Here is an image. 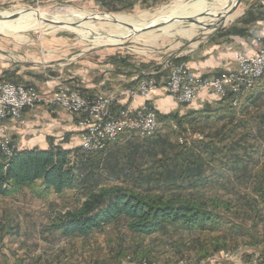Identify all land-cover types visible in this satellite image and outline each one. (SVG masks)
Wrapping results in <instances>:
<instances>
[{"label":"rangeland","instance_id":"rangeland-1","mask_svg":"<svg viewBox=\"0 0 264 264\" xmlns=\"http://www.w3.org/2000/svg\"><path fill=\"white\" fill-rule=\"evenodd\" d=\"M174 1L176 0H160L159 5L155 7L147 8L138 5L132 13L113 14L105 12L94 0H0V13L25 8L45 12L49 20L58 15L73 11L79 12V10L93 14L106 13L134 17L147 13L152 17L156 16L161 9L172 6ZM184 1L187 3L191 0ZM254 1L256 0H245L231 15L235 18L227 24L224 23L223 28L234 24ZM95 25L98 28L94 33L95 37L109 34L108 27L99 28V23H95ZM195 25L196 35L189 39L182 38L177 34L173 37L164 36L160 29H156L135 36L130 35L118 45L109 44L98 47L69 30L45 24L35 31L11 36L1 34L0 49L6 50L16 60H18V56L28 53V50H33L34 53L36 50L39 55L47 54L46 50L51 51L55 54L53 59L63 63L64 68H70L71 72L65 73V75L61 72L58 75L51 72L49 75H54L55 78L58 76L61 84L70 86L80 94H82V90L72 84L73 79L70 77L78 75L79 72H85L87 69H94L93 71L97 72L96 69L101 66H97L99 61L102 60L101 63H103L108 59V56H116L118 59L125 60L126 63L127 61L134 63L137 69L132 77V82L136 83L134 89L140 85L143 79L149 78L156 83L158 87L156 91L165 92L163 85L169 79L171 68L182 62L188 64L183 56L194 48L204 45L210 36L217 33L215 30L207 31L205 28ZM189 29H191V23L188 22H180L177 27V30L188 31ZM41 51L44 52L41 53ZM41 63L45 64L43 60ZM158 75H165V83H159L156 78ZM215 77L218 76L209 78ZM260 83L258 81L254 84L255 86L253 85L252 94L256 88L260 87ZM106 90L102 88L96 94L82 95L94 99L104 93L116 96L121 90L126 89H112L111 92ZM156 91L150 93L148 97ZM250 92L245 94V98ZM201 95L203 94L190 103H179L173 96H169L179 106L186 107L197 101ZM230 97L228 94L224 97L215 95L212 98L217 105L206 106L204 111L206 109L218 110L220 105L225 103L223 101ZM245 98H241L240 102L237 100V104H239L234 107L237 110L238 120L233 125L235 124L234 126L237 127L233 131L226 132L225 137H221L222 142L216 148L213 147V145H217L216 135L224 126L234 127L230 124L232 120H224L221 117L214 121L201 119L198 124L197 122L188 123L189 127H185V133L179 131L176 133V128L173 127V129L163 128L157 135H154L158 128L154 134L144 139H149V141L143 144L144 147L141 148L143 156L138 159L140 170L143 172L140 177H145L146 181L144 183L143 178H140L135 182L138 183V186L148 187L156 193L167 196L182 195L201 200L217 198L231 201L240 211L238 218H233L230 221L239 223L244 231L255 226L253 233L255 240L264 241V206L259 205L260 208L258 206L262 215L259 218H255L249 212L247 214L244 210L245 201L249 197L246 195L251 192L253 175L260 166H264V97L250 108L242 106ZM124 99H128V105L123 106L122 101L121 105L112 107L113 112L119 114L122 110L124 111L130 106L133 107L132 103L135 101L127 97ZM231 102L232 98L228 103L232 105ZM153 110L155 111V109ZM155 113L157 112L155 111ZM173 114H178L181 117L187 116V114L183 116L178 112ZM215 115L219 116V113ZM76 121L79 125V119ZM5 126L7 127V122ZM159 127H161L160 123ZM186 136L187 139H185ZM7 137L10 139V147H15L7 131H0V141ZM120 137L121 141L108 143L106 148L96 152L102 155L100 158L115 154L118 147H124L121 149V153L127 155L130 153L126 150L129 141H134L138 145L141 143L139 140H142L136 137L130 138L126 133ZM80 149L82 150L81 144ZM16 152L18 151L15 148ZM15 153L9 156L13 157ZM0 156L5 159L11 158ZM184 160L193 164H190L189 167L192 169L191 171L187 172V164L183 163ZM75 206L73 194H68L65 198L58 197L54 193L42 196L40 192L36 193L27 188L19 190L7 198H0V264H114L115 255L118 253L117 249L121 251L127 249L122 256L121 264H142L143 260L150 264H179L180 261H194L196 264H264V244L258 246L255 251L243 252V246L249 239L240 237V235L228 238L229 242L235 238L234 242H230L232 249L213 253L205 258L197 255L199 240L208 239L205 234H190L173 228L169 229L166 234L157 233L151 237L139 238L131 235L121 223L111 225L85 240L63 239L60 237L61 232L50 230V226L58 217L72 211ZM248 217H251V220ZM222 229L223 234L230 231L227 226H223ZM208 235L222 236L220 234ZM138 243H142L144 247L152 250L150 258L143 257L144 248L138 249V253L134 254ZM183 243L186 244L187 251L181 258L178 255V250H180L179 245ZM235 250L241 251L243 255L235 256Z\"/></svg>","mask_w":264,"mask_h":264},{"label":"trees","instance_id":"trees-1","mask_svg":"<svg viewBox=\"0 0 264 264\" xmlns=\"http://www.w3.org/2000/svg\"><path fill=\"white\" fill-rule=\"evenodd\" d=\"M94 1L107 13L129 14L134 12L138 5L147 8L158 6L160 0ZM230 31L237 35L244 34L243 31L235 28H231ZM121 63L126 66L125 61ZM134 70L137 69L134 67ZM262 80L264 76L256 79L246 93L253 89L254 84ZM82 94L85 95L84 92ZM230 98L225 99L223 101L225 103H222L218 110L206 109L184 117L178 114L161 116L156 113L162 128L159 127L154 135L163 128L173 129V127L176 128V133L177 131L185 133V127H189L188 123L198 124L201 119L214 121L221 117L224 120H232L230 124L233 125L238 119L236 108L228 103ZM240 99L238 98L239 102ZM217 113L219 116L215 115ZM236 127H222L215 137L217 145L212 143L213 147H218L222 142L221 137H225L226 132L233 131ZM139 141L141 143L138 145L134 141H129L126 150L130 153L127 155L121 153L124 147H118L115 150L118 153H112L103 159L98 153H87L81 149L62 151L53 148L48 151L33 150L16 153L14 150L15 155L8 156L11 157L9 159L0 156V198H7L26 188L36 193L40 192L42 196L54 193L58 197L65 198L68 194H73L75 208L58 217L50 226V230L60 231V237L63 239L85 240L111 225L122 223L131 235L139 238L151 237L157 233L166 234L172 228L190 234H205L208 239L199 240L197 252V255L203 258L232 249L230 242H234L235 238L229 242V237L240 235L249 239L243 246V252L255 251L258 246L264 244V241L255 240L253 234L255 226L244 231L239 223L230 221L238 218L240 211L231 201L217 198L201 200L182 195L167 196L156 193L148 187L138 186L135 181L143 178L140 177L143 172L140 170L138 159L143 156L141 148L149 139ZM183 163L187 164V172L192 170L189 168L192 164L190 161L184 160ZM143 181L145 183V177ZM251 184V192L246 195L249 197L245 201L244 210L247 214L249 212L250 215L259 218L262 216L259 205L264 206V166L257 169ZM248 219L251 220V217ZM223 226L230 228V231L223 234ZM140 248H144L143 257L150 258L152 250L144 247L142 243L136 244L134 254H137ZM179 249L178 255L183 258L187 251L186 244L179 245ZM125 250L117 249L114 264H121ZM235 252V256L243 255L241 251L235 250Z\"/></svg>","mask_w":264,"mask_h":264},{"label":"crops","instance_id":"crops-1","mask_svg":"<svg viewBox=\"0 0 264 264\" xmlns=\"http://www.w3.org/2000/svg\"><path fill=\"white\" fill-rule=\"evenodd\" d=\"M242 20L244 21L241 22ZM231 28L241 30L244 34H233L230 31ZM263 42L264 0H256L249 5V9L234 24L227 28L224 27L210 36L204 45L189 51L187 55L183 56V59L200 77L219 76L235 71L237 56L257 53ZM28 51V53L18 56V60H16L6 50L0 49V82L34 87L42 97L48 98L58 90L61 84L58 76L55 78L54 75L50 76L49 74L55 72L58 75L61 72L65 75V73L71 72L70 68H64L63 63L53 59L55 54L49 50H46L47 54L40 55L36 50L35 53L33 50ZM43 52L41 51V53ZM113 57L116 56H108V59L103 63H101L102 60L99 61L97 66H101L96 69L97 72L93 71L94 69H87L85 72L73 75L70 77L73 79L72 84L77 85L85 95L96 94L102 88L110 92L112 89L117 90L118 88L134 89L136 83L132 82V77L137 71L134 70V63L127 61L124 66L121 62L125 60L117 57L112 60ZM42 60L46 65L41 63ZM156 78L159 83H165V75H158ZM260 82V87L256 88L253 94V90L250 92L248 97L243 100L242 106L250 108L264 97V80ZM212 97L215 96L208 97L203 94L190 106L181 107L171 96L160 90L145 99H137L132 103V106L134 109L148 106L155 109L161 116L177 112L184 116L193 112H201L206 106L217 105ZM128 103V99H124L122 105L126 106ZM220 108L221 105L218 109ZM22 118L25 121L24 124L12 120L7 122L6 131L15 144L14 150L16 148L18 152H24L48 151L53 148L62 151L80 149L83 128L78 125L76 119L58 107L42 104L25 110Z\"/></svg>","mask_w":264,"mask_h":264},{"label":"built area","instance_id":"built-area-1","mask_svg":"<svg viewBox=\"0 0 264 264\" xmlns=\"http://www.w3.org/2000/svg\"><path fill=\"white\" fill-rule=\"evenodd\" d=\"M236 63L235 71L210 79L197 76L188 64L182 62L171 68L163 89L179 103H190L200 94H228L232 98L233 107H237L238 98H245L246 90L250 89L256 79L264 76V42L257 53L239 54ZM157 88L153 80L145 78L136 89L121 90L116 96L99 94L94 99H89L70 86L60 84L56 92L44 98L36 88L0 82V129L2 132L6 131L5 123L11 120L24 124L22 117L27 109L42 104L55 106L70 117L79 119V126L84 129L81 135L82 150L96 153L99 152V147L121 141L123 133L130 138L142 140L154 134L159 128V122L152 108L142 106L134 110L130 106L116 114L112 107L121 105L124 97L132 101L146 98ZM10 145L8 137L0 141V154H13L14 146ZM142 264L150 263L143 260ZM179 264L196 263L180 261Z\"/></svg>","mask_w":264,"mask_h":264},{"label":"bare ground","instance_id":"bare-ground-1","mask_svg":"<svg viewBox=\"0 0 264 264\" xmlns=\"http://www.w3.org/2000/svg\"><path fill=\"white\" fill-rule=\"evenodd\" d=\"M235 1L236 0H191L186 3L184 0H176L172 6L161 9L158 14L156 13L157 15L155 14L156 16L152 17L147 13H142L137 17L128 15H110L103 17L99 14L79 10V12L73 11L58 16H56V14L53 20L63 25V29L77 34L83 40H89L98 47L109 44L112 46L121 44L126 37L133 35L132 29L139 30L151 25L160 24L163 25L160 31L164 36L173 37L177 34L182 38L189 39L196 35V25L191 24V29L188 31L177 30V27L180 25V22L177 21L178 19H194L197 22V26L204 29L206 24L209 25L211 22L217 23ZM11 17L16 18L11 19ZM233 18L234 16L227 17L225 19V24L231 22ZM47 19L49 18L45 12L27 10L25 8L2 12L0 13V35L11 36L22 32L35 31L45 25ZM77 23H79L80 26H72ZM95 23L100 24L99 28L108 27L109 34L107 36L101 35L95 37L94 33L98 30ZM249 90L250 89L246 90V92ZM104 148L106 147H99V151ZM2 155L9 156L10 154Z\"/></svg>","mask_w":264,"mask_h":264},{"label":"water","instance_id":"water-1","mask_svg":"<svg viewBox=\"0 0 264 264\" xmlns=\"http://www.w3.org/2000/svg\"><path fill=\"white\" fill-rule=\"evenodd\" d=\"M245 0H236L235 3L233 5L230 6V8L228 9V11L226 12V14L221 18L219 19V21L215 24H209L207 26H205V29L208 31V30H215V31H220L223 26H224V23H225V19L229 16H231L234 12H236V10L238 9V7L244 2ZM103 17L105 16H110L111 14H99ZM16 17H11V19H14ZM177 21L179 22H188V23H191V24H197V22L194 20V19H178ZM46 24L48 25H51V26H56V27H59V28H62L64 27L63 25H61L59 22H56L54 21L53 19L52 20H49L47 19V21H45ZM172 22V21H171ZM73 27L75 26H80L79 23L77 24H73L72 25ZM161 24L160 25H151V26H148V27H145L143 29H139V30H135V29H132L133 30V35H139L141 33H147L149 31H153V30H156V29H160L161 28ZM132 35V36H133Z\"/></svg>","mask_w":264,"mask_h":264}]
</instances>
